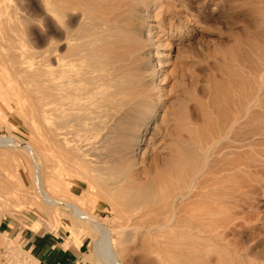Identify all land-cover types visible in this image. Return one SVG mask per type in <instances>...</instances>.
<instances>
[{
	"label": "bare ground",
	"instance_id": "obj_1",
	"mask_svg": "<svg viewBox=\"0 0 264 264\" xmlns=\"http://www.w3.org/2000/svg\"><path fill=\"white\" fill-rule=\"evenodd\" d=\"M86 1L88 2L85 7H79L80 10L76 13V7L67 0H48L51 40L46 59L43 55L35 56L36 52L33 55L27 48H20L19 40V46L16 44L10 15V20L0 19V80H3L8 92L13 93L18 101L23 99L28 102L29 126L32 129L37 128L47 144L37 146L31 141L20 142L12 135H0V146L7 149L19 148L30 158V161H27L31 165L32 172L29 171L35 188H32V191L37 192V199L34 198L33 203L41 210L47 211L50 217H56L53 220L56 222L57 219L60 222V218L54 213V208L62 206L64 213L69 216L64 224L67 228L81 227L78 226L80 223H77L80 221L97 232L94 244L101 264H123L120 255L122 249H112V230L96 219L78 200L65 197L75 194L69 191L68 183L57 186L52 181V173L44 167L42 158L44 151L47 152L48 149L53 160L57 162L56 165L64 166L65 163L73 162L82 170L91 167L87 163L88 159L84 157L86 152L81 145H76L73 141L74 135L78 134L76 128L84 126L86 119L92 121L88 114L97 112L98 115H95L98 119L96 122L93 120V125L89 124L95 129V133L97 130L101 134L100 142L107 148L108 154L111 155L115 151L117 159L114 164V160H108L109 158L104 156L107 160L103 159L101 165L97 163L100 166L94 165L95 168L90 169L103 174L104 177L100 178L108 183L113 195L119 198L122 196L126 203L136 207L140 216L132 220L136 223L138 220L142 222L145 217L147 225L142 224L145 231L150 233L153 229L158 230L161 236V259L155 263L150 262L211 264L214 253L217 258L224 257L222 252H229V249L224 244L226 241L223 233L215 231L212 227L213 211L204 207L207 198L212 194L208 189L209 183L212 176L223 169L221 165L226 163L231 154L239 157L242 148H249L264 141V112L257 110L263 103L257 102L258 95L255 92L250 101L247 100L239 106L237 112L225 114L222 123L219 120L220 126L216 128L211 126V115L204 110L200 113V118L203 120L202 124L209 127L205 126L203 131H199L197 121L189 117L188 120L178 119L174 129L165 130L164 137L162 135L166 151L161 167H156L153 174L148 166L138 170L141 164H145L147 151L152 150L150 140L154 134L148 135V132H154V126L157 128L159 125L155 118L161 107L159 104L166 75L163 69L166 60L157 29L160 23H154L159 10L154 13V8L162 6V0ZM2 5L0 0V12ZM11 16L13 17L12 13ZM17 30L21 29L17 27ZM152 123L154 125L150 127ZM258 123L261 124L259 130L246 128L250 124ZM90 130L87 132L91 133ZM14 159L18 160V167L14 165L18 169L16 172L19 177L16 187H22L21 162L15 157ZM95 176L98 177L96 174ZM97 183L99 185V181ZM16 197L23 199L21 194ZM121 203L120 205L125 204ZM59 214L65 215L62 210ZM38 224L39 222L35 221L32 226L36 228ZM130 227V230L135 228ZM155 235L158 236V233ZM141 240L144 241L143 238ZM155 243H149L150 254L157 252ZM146 251L144 253H147ZM233 252L236 253L235 250ZM240 256L243 257L242 254Z\"/></svg>",
	"mask_w": 264,
	"mask_h": 264
},
{
	"label": "rangeland",
	"instance_id": "obj_2",
	"mask_svg": "<svg viewBox=\"0 0 264 264\" xmlns=\"http://www.w3.org/2000/svg\"><path fill=\"white\" fill-rule=\"evenodd\" d=\"M67 1L73 7H76L74 10L76 13L81 8L83 9L85 3L88 2L86 0L85 2L83 0ZM161 3L162 6L154 8V13L159 10L158 14L155 15L154 23H160L157 29L162 41V49L165 52L166 65L163 69H165L166 75H164L162 97L159 104L161 107L155 118L157 119L156 123H159V125H157V128L154 126V132L153 130L148 132V135L153 133L155 137L150 140L152 150L147 151L145 164H141L138 168V170H142L149 167L151 174L155 172V169L161 167L162 159L165 156L166 150L163 147L164 140H162L165 130H173L178 119L188 120L190 118L193 121H197L198 130L203 131L206 125L202 124L203 120L200 118L202 117L200 113L202 114V111L205 110L211 115V126L216 128L222 123L221 121H223L225 114L237 112L239 106L241 107L247 100L250 101L251 97L256 93L258 95L257 102L263 103L262 107L260 106L259 108L258 106L259 109L257 110L264 112V55L259 52L254 54L252 51L241 47L238 39V34L244 31V26H251L253 23L248 14L246 12L232 13L230 0H162ZM1 4L4 6L2 5L3 9L0 12L2 18L0 19H11L10 25L13 28L12 33L15 35V40H17L15 41L16 44L18 45L19 40L20 48L24 50L27 48L26 50L33 53V55L36 52L35 56L43 55L44 58L47 57L51 40V30L49 29L51 17L48 13V0H1ZM83 5L84 7H81ZM14 24H17V26H14ZM17 27L21 30H17ZM15 31L20 33L18 32L16 35ZM21 38L23 40H20ZM22 44L26 46L24 45V47ZM0 82V135H12L20 142L31 141L37 146L41 144L47 146L43 134H40L37 128L34 127L33 130L29 126L28 102L23 99L18 101L12 93L13 97H15L13 98L3 80H0ZM92 113L88 114L92 121L86 119L84 126L76 128L78 134H75L76 137L74 135L75 140L73 142L76 145H81L84 152L87 153L84 154V157L89 161L87 163L92 168H95L96 165L98 167L102 164L103 159H105L104 156L107 159L109 158L108 160L115 161L117 154L115 151L111 155L110 153L108 154L107 148L100 142L99 135L101 134L97 130V133H95V129H92L93 120L96 122L98 119L96 116L98 113L96 112V114L94 111ZM162 117L166 119L163 120ZM89 123H92V125ZM153 125L154 123L150 127ZM82 127H84V130ZM208 127L207 125L206 128ZM246 128L259 130L261 124H250ZM89 130L93 135L87 132ZM82 134H84L83 137L81 136ZM148 135L147 137H149ZM80 136L81 138H79ZM85 137L87 138L84 139ZM43 140L44 142H42ZM3 147L0 146V264H56L53 262L48 263L47 261L40 262L34 253H30L23 246L20 233L32 231L37 235H47L58 232V230L67 229L77 242L80 241L78 236L81 232L82 236L87 238L83 260L78 264H101L96 255L94 244L97 232L89 228L86 223L80 221L77 223H80L78 226L81 227L67 228L64 224L67 223L66 217L69 216L64 213L62 206L54 208V213L60 218V223L58 219L57 222L53 221L56 217H50L47 211L41 210L36 203H33L32 200L36 197L37 192L34 191L32 174H30L31 165L28 164L30 158L19 148L7 149ZM101 147L104 148L105 152H103L104 150ZM44 152L45 155L42 157L43 163H45L44 167L52 173L50 174L52 181L57 186H62V183H68L69 191L75 194L73 196L68 194L65 197L75 201L78 200L96 219L104 222L105 226L112 230L110 231L112 249L114 250L118 247L122 249L120 255L122 262H124L123 264H150L161 259L162 247L159 248L161 246V236L158 230L153 229L150 233H147L143 228V225H147L145 217L142 222L138 220L136 223L132 220L140 216L139 211L135 206L133 208L132 205L126 203L127 201L122 196L121 199V197L113 195L108 183L104 181L105 185L100 178V176L104 177L103 174L100 175L93 170L91 171V167L87 168V170L84 168L82 170L80 166H75L73 162L65 163L64 166L56 165L57 162L54 161L55 159L53 160L52 153L48 149L47 152L49 153L46 150ZM89 154L91 157L88 156ZM14 157L21 162L20 181L23 183V188L19 185V187H16L19 183L17 182L19 177L16 172L18 171L16 168L18 167V160L16 161ZM13 159L17 164L13 163ZM225 164H223L224 166L221 165L223 169L218 174L216 173V175L212 176L208 187L212 194L207 198V202L204 204L206 206L204 207L213 211L211 215L213 217L212 222H214L212 225L214 226L212 227L215 231L223 233L226 241L223 242H225L224 244L227 245L229 253H232V255L227 258H217L215 253L211 254L213 263H210L264 264V141H261L260 144L255 143L249 148H242L239 157L231 154ZM92 181H95L94 183L97 186ZM32 188L34 189L33 191ZM100 190L103 192H99ZM17 194L18 196L21 194L24 200L17 198ZM123 202L127 207H125L126 205ZM120 203L123 205H120ZM61 210L65 214L64 216L59 214ZM128 218L130 219L128 220ZM35 221L39 222L36 228L32 226ZM133 221L138 225V228ZM129 225L135 228L130 230ZM126 226H128L129 230H127ZM139 226H142V228H139ZM125 230L130 232L127 233ZM157 233L158 236L155 235ZM128 236H130L129 239ZM142 238L144 241L141 240ZM124 240L127 241L124 242ZM152 241L154 243L158 242L154 245L157 250L156 254L154 253L155 255L149 252L151 251L149 243H152ZM142 248L143 250L145 248L144 252L147 250V253L142 252ZM136 249L138 250L136 251ZM237 252L239 253L238 256L235 255Z\"/></svg>",
	"mask_w": 264,
	"mask_h": 264
},
{
	"label": "crops",
	"instance_id": "obj_3",
	"mask_svg": "<svg viewBox=\"0 0 264 264\" xmlns=\"http://www.w3.org/2000/svg\"><path fill=\"white\" fill-rule=\"evenodd\" d=\"M21 234L23 246L34 253L38 260L56 264H78L83 260L87 238L82 232L76 241L67 230H58L53 234L37 235L32 231Z\"/></svg>",
	"mask_w": 264,
	"mask_h": 264
},
{
	"label": "clouds",
	"instance_id": "obj_4",
	"mask_svg": "<svg viewBox=\"0 0 264 264\" xmlns=\"http://www.w3.org/2000/svg\"><path fill=\"white\" fill-rule=\"evenodd\" d=\"M231 12H246L252 20V25L244 26V31L238 34L241 47L264 55V0H230ZM232 253L227 250L222 252L225 258ZM239 255V253L235 254Z\"/></svg>",
	"mask_w": 264,
	"mask_h": 264
}]
</instances>
